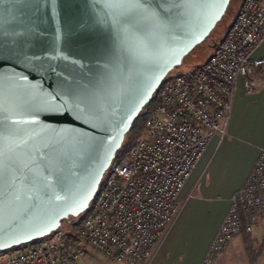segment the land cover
<instances>
[{"label": "water", "instance_id": "water-1", "mask_svg": "<svg viewBox=\"0 0 264 264\" xmlns=\"http://www.w3.org/2000/svg\"><path fill=\"white\" fill-rule=\"evenodd\" d=\"M230 2L0 0V254L89 210L134 121Z\"/></svg>", "mask_w": 264, "mask_h": 264}, {"label": "built area", "instance_id": "built-area-1", "mask_svg": "<svg viewBox=\"0 0 264 264\" xmlns=\"http://www.w3.org/2000/svg\"><path fill=\"white\" fill-rule=\"evenodd\" d=\"M263 43L264 0H243L208 60L162 82L142 135L124 159L113 161L74 229L7 251L0 264H81L77 238L110 264H153L181 211L180 192L212 141L221 143L228 134L239 81L247 92L255 87L252 77L264 59L254 53ZM263 217L264 147L201 264H216L228 244L252 233Z\"/></svg>", "mask_w": 264, "mask_h": 264}, {"label": "crops", "instance_id": "crops-1", "mask_svg": "<svg viewBox=\"0 0 264 264\" xmlns=\"http://www.w3.org/2000/svg\"><path fill=\"white\" fill-rule=\"evenodd\" d=\"M254 57L264 59V43L255 51ZM252 79L257 81L252 92H247L243 81H239L228 134L221 143L217 139L212 141L180 192L178 202L181 211L161 243L153 264H201L229 212L232 196L247 184L264 147V135L243 134L236 127L238 114L243 113L252 100L264 96V66L255 72ZM258 226L250 234L236 236L233 240L240 238L241 246L232 240L218 255L216 264H236L235 257L240 247L246 249L248 256L249 239L252 249L259 252L253 236ZM232 250L236 251L233 256ZM248 262L254 264L249 256Z\"/></svg>", "mask_w": 264, "mask_h": 264}, {"label": "rangeland", "instance_id": "rangeland-1", "mask_svg": "<svg viewBox=\"0 0 264 264\" xmlns=\"http://www.w3.org/2000/svg\"><path fill=\"white\" fill-rule=\"evenodd\" d=\"M243 0H232L230 3L229 12L223 17V19L217 24L215 29L212 31L210 36L200 45H198L188 56L183 60L180 67H177L172 74H183L189 75L196 71V68L204 64L210 55L212 54L214 48L220 44L224 39L227 31L229 30L232 22L236 18L239 8L242 5ZM257 82L256 79H252ZM264 89V83H263ZM264 91V90H263ZM253 102L245 107L243 113L238 114V126L236 130L240 133H248L254 136L264 135V96L260 99H254ZM243 114V115H242ZM246 134V135H248ZM142 135V134H141ZM140 135V136H141ZM140 138V137H139ZM79 218H70L64 220L58 231L63 233L70 232L74 229V226L79 222ZM253 236L256 238L257 246L256 249H261L262 252L258 255L257 264H264V218L259 222V226L256 228ZM240 238H236L232 242L236 244ZM239 243V242H238ZM241 246V244L239 243ZM22 247H17L12 249L13 251L22 250ZM260 250V251H261ZM75 251L78 253L79 261L81 264H110L108 260L96 253L92 248H90L83 240L79 241V246L76 247ZM259 251V250H258ZM259 251V252H260ZM236 251H231V254H235ZM5 253L0 254V258L4 256ZM230 254V253H229ZM227 254V255H229ZM236 264H249L246 249L240 247V250L236 254ZM256 261V262H257ZM255 264V263H254Z\"/></svg>", "mask_w": 264, "mask_h": 264}, {"label": "trees", "instance_id": "trees-1", "mask_svg": "<svg viewBox=\"0 0 264 264\" xmlns=\"http://www.w3.org/2000/svg\"><path fill=\"white\" fill-rule=\"evenodd\" d=\"M232 1V0H231ZM231 3V2H230ZM229 8L230 5L227 9V12H229ZM241 8V7H240ZM227 14V13H226ZM218 46V45H217ZM216 46V47H217ZM215 49V48H214ZM202 65L198 66L196 68V70H198ZM195 72V71H194ZM172 75V73H170L168 75V77H170ZM157 93L158 90L156 91V93L154 94L152 100L150 101V103L148 105L145 106V108L143 109L142 113L138 116V118L134 121L132 128L130 129V131L126 134L125 136V140L124 143L122 145V148L118 151L117 156H116V160H122L125 158V155L127 153V151L132 148L138 141L140 135L143 133L144 131V127H145V122L146 120L149 118L150 114L155 111L158 107V100H157ZM93 203V202H92ZM91 208V207H90ZM90 211V209H89ZM88 211L86 213H84L83 215L87 214ZM81 215L80 218L83 216ZM80 239H75V242H79ZM251 239H249L248 241V256L250 258V262L251 263H255L257 261L258 255L262 252V250L260 252H255L252 249V243L250 242ZM264 246V245H263Z\"/></svg>", "mask_w": 264, "mask_h": 264}, {"label": "snow or ice", "instance_id": "snow-or-ice-1", "mask_svg": "<svg viewBox=\"0 0 264 264\" xmlns=\"http://www.w3.org/2000/svg\"><path fill=\"white\" fill-rule=\"evenodd\" d=\"M114 2L118 5V6H123L129 2L135 3L136 0H114ZM129 11H131V9H129Z\"/></svg>", "mask_w": 264, "mask_h": 264}]
</instances>
